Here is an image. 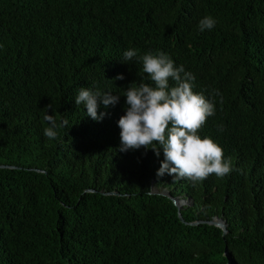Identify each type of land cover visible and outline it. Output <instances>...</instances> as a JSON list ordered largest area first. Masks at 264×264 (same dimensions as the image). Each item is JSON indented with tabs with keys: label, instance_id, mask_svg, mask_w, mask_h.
Here are the masks:
<instances>
[{
	"label": "trees",
	"instance_id": "trees-1",
	"mask_svg": "<svg viewBox=\"0 0 264 264\" xmlns=\"http://www.w3.org/2000/svg\"><path fill=\"white\" fill-rule=\"evenodd\" d=\"M207 15L217 23L200 31ZM130 48L195 76L216 109L199 133L229 174L158 178L162 146L119 151L121 94L142 79ZM81 86L119 103L93 120ZM49 104L68 121L56 140ZM0 165V264H264V0H0ZM165 191L191 201L185 222ZM215 216L226 234L186 223Z\"/></svg>",
	"mask_w": 264,
	"mask_h": 264
},
{
	"label": "clouds",
	"instance_id": "clouds-1",
	"mask_svg": "<svg viewBox=\"0 0 264 264\" xmlns=\"http://www.w3.org/2000/svg\"><path fill=\"white\" fill-rule=\"evenodd\" d=\"M216 20L207 15L200 19V31L215 27ZM137 60L142 64L139 83L131 82L123 96L125 114L118 120L120 128V152L152 149L160 155L163 147L164 159L157 170V177L166 174L174 179L188 178L194 183L202 182L209 175L223 178L232 170V161L224 157L222 146L205 136L199 130L208 117L215 115V102L204 93L194 91L195 76L186 71L184 65L175 61L162 50L140 55L137 49L130 48L123 54L124 62ZM145 74L147 82H144ZM119 74L114 80L124 79ZM111 91L81 86L75 96V103L87 109L86 115L93 120L102 121L107 111H99L103 104L107 109L119 103L120 96ZM43 120L48 123L44 135L49 140L59 139L58 129L67 126L68 121H59L49 114L52 104L47 105ZM221 131L223 127L221 126ZM151 194V193H149Z\"/></svg>",
	"mask_w": 264,
	"mask_h": 264
},
{
	"label": "water",
	"instance_id": "water-1",
	"mask_svg": "<svg viewBox=\"0 0 264 264\" xmlns=\"http://www.w3.org/2000/svg\"><path fill=\"white\" fill-rule=\"evenodd\" d=\"M1 167H10L8 165H0ZM11 167H15V166H11ZM155 192H157L156 189H153ZM117 192H109L107 194H116ZM165 195H168L169 197L172 198V200L174 201V203L177 205V207L179 208V217L181 219V221L185 222V219L183 217V214L181 213V208L186 205V204H190L191 201L189 199H183L181 197H173L171 196V194L167 191L163 192ZM209 223L211 225H215L218 226L220 228L223 229L224 234H226L228 232V224L227 221L223 218V217H219V216H215L214 218L210 219V220H200V221H195V222H186L188 224H192V225H197L200 223ZM226 255L229 256L228 250H226Z\"/></svg>",
	"mask_w": 264,
	"mask_h": 264
}]
</instances>
